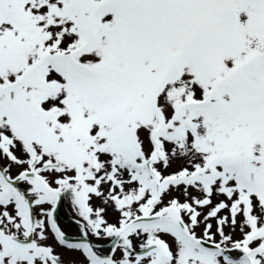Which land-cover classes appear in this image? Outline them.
I'll use <instances>...</instances> for the list:
<instances>
[{
	"label": "snow or ice",
	"instance_id": "6c2138e0",
	"mask_svg": "<svg viewBox=\"0 0 264 264\" xmlns=\"http://www.w3.org/2000/svg\"><path fill=\"white\" fill-rule=\"evenodd\" d=\"M0 264H264V0H0Z\"/></svg>",
	"mask_w": 264,
	"mask_h": 264
}]
</instances>
